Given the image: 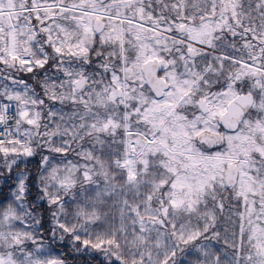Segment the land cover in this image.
Listing matches in <instances>:
<instances>
[{"label":"snow or ice","instance_id":"6c2138e0","mask_svg":"<svg viewBox=\"0 0 264 264\" xmlns=\"http://www.w3.org/2000/svg\"><path fill=\"white\" fill-rule=\"evenodd\" d=\"M0 264H264V0H0Z\"/></svg>","mask_w":264,"mask_h":264}]
</instances>
